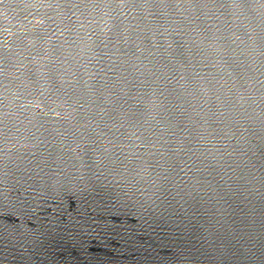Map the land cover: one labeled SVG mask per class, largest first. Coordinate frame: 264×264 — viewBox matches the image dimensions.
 I'll return each mask as SVG.
<instances>
[{"label":"water","instance_id":"1","mask_svg":"<svg viewBox=\"0 0 264 264\" xmlns=\"http://www.w3.org/2000/svg\"><path fill=\"white\" fill-rule=\"evenodd\" d=\"M0 264H264V0H0Z\"/></svg>","mask_w":264,"mask_h":264}]
</instances>
